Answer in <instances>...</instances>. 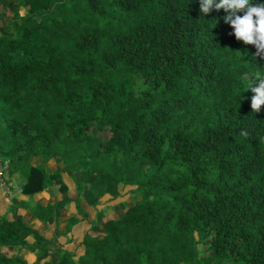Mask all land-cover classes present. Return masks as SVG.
Returning <instances> with one entry per match:
<instances>
[{
	"label": "trees",
	"instance_id": "trees-1",
	"mask_svg": "<svg viewBox=\"0 0 264 264\" xmlns=\"http://www.w3.org/2000/svg\"><path fill=\"white\" fill-rule=\"evenodd\" d=\"M225 14L201 17L199 0H0V176L25 179L0 217V264H264V104L253 112L244 89L264 57ZM62 174L81 217L33 199L67 190ZM113 186L133 196L95 212L75 257L59 240L87 217L81 191L97 203Z\"/></svg>",
	"mask_w": 264,
	"mask_h": 264
},
{
	"label": "rangeland",
	"instance_id": "rangeland-1",
	"mask_svg": "<svg viewBox=\"0 0 264 264\" xmlns=\"http://www.w3.org/2000/svg\"><path fill=\"white\" fill-rule=\"evenodd\" d=\"M19 13L23 15L25 13L24 9H20ZM103 137H107L106 133L102 134ZM47 169L55 170L59 169L56 165L54 160H50L48 163L45 164ZM1 168V167H0ZM73 177L75 180L79 181L82 180L84 182H88V175L87 171L84 167H81L73 172ZM62 179L67 186V190L59 191L57 186H52L50 189L41 192L33 197L34 200L40 199L42 202L48 203H55L56 204V212L59 216H69V215H76L77 217H81L82 215L77 213L75 204L73 199L76 197V188L75 182L68 177L66 174H62ZM25 179L22 175H17L15 177L9 178L7 180L2 179L0 176V183L4 188L5 194L8 197H18L20 198L19 189L21 185L24 183ZM133 186H124V187H117L113 186L110 193L104 195L101 199L97 201V203H93L91 199L87 197L84 191H81V207L86 212L87 217L83 222L78 223L72 229V242L70 244H64L65 239L61 238L59 243H61L65 249L72 252L77 256L81 254L80 248V240L83 234L88 230L89 222L94 218L95 212H102L108 216H112V212H120L123 202L128 198L133 196L134 193ZM8 216V213L5 214ZM28 216V215H26ZM1 217V216H0ZM31 227L37 229L42 235L50 237L53 235L58 234L57 232L53 231L51 225H41L36 220L31 219ZM28 242H31L32 239L28 238ZM207 242L202 241L197 249L198 252H203L205 245ZM16 252L15 248H10L7 255L11 256L14 255ZM24 259L31 263L35 259L34 254L25 255ZM54 261V258L52 259Z\"/></svg>",
	"mask_w": 264,
	"mask_h": 264
},
{
	"label": "clouds",
	"instance_id": "clouds-1",
	"mask_svg": "<svg viewBox=\"0 0 264 264\" xmlns=\"http://www.w3.org/2000/svg\"><path fill=\"white\" fill-rule=\"evenodd\" d=\"M211 9H223L226 14L222 19L231 27L234 37L254 46L256 53L264 57V0H199L201 17ZM247 80L244 89L250 88L254 93L250 107L256 112L264 104V72L250 74Z\"/></svg>",
	"mask_w": 264,
	"mask_h": 264
},
{
	"label": "crops",
	"instance_id": "crops-1",
	"mask_svg": "<svg viewBox=\"0 0 264 264\" xmlns=\"http://www.w3.org/2000/svg\"><path fill=\"white\" fill-rule=\"evenodd\" d=\"M0 170H1V168H0ZM10 198L11 197H8L5 194L4 188L2 187V184L0 183V216H3L6 214L8 208L10 206ZM16 214L25 215V216L27 215L26 212L23 210H17Z\"/></svg>",
	"mask_w": 264,
	"mask_h": 264
}]
</instances>
